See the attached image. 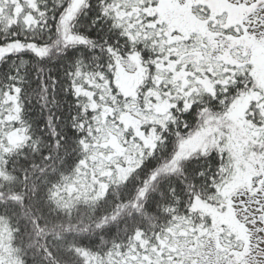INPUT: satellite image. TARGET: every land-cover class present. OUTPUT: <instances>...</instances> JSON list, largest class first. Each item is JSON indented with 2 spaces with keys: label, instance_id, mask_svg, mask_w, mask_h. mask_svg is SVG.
<instances>
[{
  "label": "snow or ice",
  "instance_id": "obj_1",
  "mask_svg": "<svg viewBox=\"0 0 264 264\" xmlns=\"http://www.w3.org/2000/svg\"><path fill=\"white\" fill-rule=\"evenodd\" d=\"M245 31L222 0H0V124L31 131L35 118L82 150L138 149L142 184L174 179L187 217L240 159L264 168V58ZM174 216L116 242L118 260L191 264Z\"/></svg>",
  "mask_w": 264,
  "mask_h": 264
},
{
  "label": "trees",
  "instance_id": "obj_2",
  "mask_svg": "<svg viewBox=\"0 0 264 264\" xmlns=\"http://www.w3.org/2000/svg\"><path fill=\"white\" fill-rule=\"evenodd\" d=\"M255 3L261 5L258 0ZM254 8L245 9L252 12ZM254 48L249 50L252 56L264 58V41L259 40ZM32 119L31 131L25 130V124L18 128L11 123L0 124V148L9 129H20L26 135L22 145L0 149V223L7 229L11 257L17 264H112L117 258L116 242L123 247L135 229L152 232L163 226L173 211L175 223L169 221L172 227L186 226L195 235L209 231L227 250L251 253L245 225L236 218L234 199L240 194L247 196L243 191L246 183L251 184L253 193L259 183L256 178L264 180V168L257 167L259 158L240 159L231 165L234 171L220 189L221 197L197 200L194 211L186 217L179 202L183 196L175 204L169 196V185L176 181L165 175L157 182L142 184L143 161L139 158L125 180L109 183L105 177L103 196L88 197L75 190L72 185L78 172L85 169L84 164L98 147L82 150L71 141L57 142L53 136L42 134ZM95 175L92 180L97 184L100 178ZM140 188L144 189L143 197ZM113 263L122 264V260Z\"/></svg>",
  "mask_w": 264,
  "mask_h": 264
},
{
  "label": "rangeland",
  "instance_id": "obj_3",
  "mask_svg": "<svg viewBox=\"0 0 264 264\" xmlns=\"http://www.w3.org/2000/svg\"><path fill=\"white\" fill-rule=\"evenodd\" d=\"M255 2L256 0H231V4L237 5L241 10H234V16L231 18L228 16L229 23H237V16L243 14L242 21L238 23L242 26L246 24V31L240 43L248 52L251 48L255 49L254 44L259 40L264 41V5H257ZM252 6L255 7L252 12L246 10ZM25 140L26 135L22 130L9 129L5 134L6 144H2L0 149L4 151L18 147ZM138 151L135 148L122 152L101 151L98 147L91 154L90 162L84 164L85 169L78 172L72 187L82 193H87L88 197H99L100 194L103 196L107 187V184L103 182L105 177H108L109 183L125 180L133 170L130 167L139 161ZM95 173L100 178L97 184L92 180L96 176ZM245 185L243 191L247 196L240 194L235 197L234 201L236 218L245 225V234L248 236V242L251 243V247H249L251 253L244 252L249 259L245 260V255L227 250L228 248L220 239L214 241L212 233L209 231L195 235L191 233L192 229L189 232L186 226L178 227L177 225L173 227V239L175 240L178 236H183V239L177 240L175 246L185 253V258L190 260L191 264H264V194H262L264 191L256 195L255 188L252 193L251 184L246 183ZM231 190L233 191V189ZM2 224L0 223V264H17L16 260L11 257L9 234ZM187 225L189 227L190 224L187 223ZM88 259L91 261L90 258ZM116 261L118 259L113 258L111 262L114 264L113 262Z\"/></svg>",
  "mask_w": 264,
  "mask_h": 264
},
{
  "label": "flooded vegetation",
  "instance_id": "obj_4",
  "mask_svg": "<svg viewBox=\"0 0 264 264\" xmlns=\"http://www.w3.org/2000/svg\"><path fill=\"white\" fill-rule=\"evenodd\" d=\"M257 1V0H256ZM222 3H224L225 4V7H227V10H228V16H230V18L231 17H233L234 16V14H233V11H234V9L233 8H236L237 7V9L236 10H241L240 9V7H238L237 5H235V6H232V4L230 3H227V0H222ZM239 8V9H238ZM236 17V16H235ZM242 18H243V14H239L238 16H237V23L238 22H241L242 21ZM254 44V43H253ZM249 258L246 256V258H245V260H248Z\"/></svg>",
  "mask_w": 264,
  "mask_h": 264
}]
</instances>
